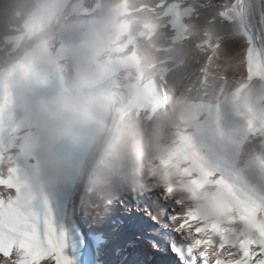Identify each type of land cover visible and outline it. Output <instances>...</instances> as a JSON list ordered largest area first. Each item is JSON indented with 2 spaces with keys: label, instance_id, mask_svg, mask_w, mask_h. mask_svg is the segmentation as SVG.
Instances as JSON below:
<instances>
[{
  "label": "snow or ice",
  "instance_id": "6c2138e0",
  "mask_svg": "<svg viewBox=\"0 0 264 264\" xmlns=\"http://www.w3.org/2000/svg\"><path fill=\"white\" fill-rule=\"evenodd\" d=\"M197 47L208 49L215 56L219 44H213L211 37L207 36ZM252 79L253 76L248 77V81ZM244 87L246 85L241 86L234 94L232 107L236 115L246 119L248 133L264 136V115L253 109L247 97L241 102ZM219 118L217 105L215 120L218 121ZM205 147L206 145L202 144L196 135H188L184 142V154L196 160L200 171L210 172L217 187L240 200L247 197L249 190L256 191L244 182L239 174L222 173L211 156L205 154ZM256 161L264 169V157L258 155ZM191 178H195V173ZM0 195L7 196L3 185H0ZM186 195L190 206L184 213L174 216L173 220L180 221L176 231L186 233V239L190 243L183 248H177L174 244V252L181 256L186 254L191 259V264H197L200 259L207 261L210 258L215 264H264V232L248 235L237 230L232 234L234 238L229 240L222 233L221 226L213 223V214L203 209L202 204L198 203L197 198L191 193ZM64 247V241L57 233L53 220H49L47 226L44 218L39 215L32 220L12 216L0 221V256L5 257V260L11 257L15 250L19 256L18 264H69L63 254Z\"/></svg>",
  "mask_w": 264,
  "mask_h": 264
},
{
  "label": "clouds",
  "instance_id": "9594fccd",
  "mask_svg": "<svg viewBox=\"0 0 264 264\" xmlns=\"http://www.w3.org/2000/svg\"><path fill=\"white\" fill-rule=\"evenodd\" d=\"M50 43L47 34L29 45L21 61L11 67L0 68V93L7 91L10 100L25 110L35 122L33 139L40 145L39 155L47 158L50 138L75 124L83 112L96 113L110 103L98 88H88L78 83L72 74L65 75L58 90H46L48 84ZM89 68L82 69L84 77ZM117 104L120 100L117 99ZM182 105L172 106V111L154 110L149 123L132 117L125 124L140 161L157 155L156 145L162 147L170 139L173 112L178 113Z\"/></svg>",
  "mask_w": 264,
  "mask_h": 264
},
{
  "label": "bare ground",
  "instance_id": "6f19581e",
  "mask_svg": "<svg viewBox=\"0 0 264 264\" xmlns=\"http://www.w3.org/2000/svg\"><path fill=\"white\" fill-rule=\"evenodd\" d=\"M14 4L15 0H0V25L5 22L4 19L7 12L10 13L15 11ZM215 4L221 13L226 14L223 16L222 20L224 29L239 26L245 32V34L237 40L230 38L226 34L212 39L213 44H219V48H217L216 52L221 53L222 55L219 66L222 71L225 72L229 68H239L240 60L238 58L243 48L241 43L245 45L246 35L255 42L259 51H264V10L261 11V7L264 9V0H215ZM186 5L189 6L190 3L187 2ZM163 7H167V4ZM9 21L13 22L11 20ZM1 30H3V26H1ZM256 30H259V34L256 33ZM3 33H5V31L2 32V34ZM175 80L176 78H174L173 83ZM127 142L128 144H131V139H127ZM121 152L122 150L120 148L115 151L116 158L111 160L113 164L112 171L107 173L100 172L96 176L93 184L96 188V192L89 197L88 202L83 209V214L90 216L92 221L104 225H107L112 218H115L116 214L119 216H128L129 222L125 224V227L127 228L125 232H123V224L118 225V223H116L113 226H109L111 229V232L109 233L110 243L105 246L109 263H112L113 260L117 258H119L120 261V256L112 254L109 250L114 245H122V243L126 241L125 238L132 235L130 232L132 229H136L137 235H145L144 238H141L143 242L141 243L139 241V244L134 246L140 256L144 253L142 251L143 247L153 245L156 248H160L159 252L163 257L170 259L168 254L164 252L163 248L164 243L162 240L167 233L163 224H156L157 226L151 229L147 223L143 225L140 222V220L144 219V216L149 217L151 215L154 217L156 216L155 214L162 215L163 210L166 209V205L161 204L158 206L157 202H162L161 200L156 199V197L148 199L146 200L148 203L146 209H142L139 213L135 212L130 215L126 214V209L123 206L119 207L118 205V209H111L106 204L107 199L116 200L117 197H122L130 207L135 208L134 200L136 198L133 196L131 189L134 181L128 176L124 168L120 158ZM124 157L127 158L128 155L125 154ZM101 195L104 196L103 199L100 197ZM151 208L155 214L149 213ZM147 210H149V212ZM141 215L144 216L142 217ZM160 218L162 219L163 216H160ZM147 262L148 264H152L153 261L148 260Z\"/></svg>",
  "mask_w": 264,
  "mask_h": 264
},
{
  "label": "rangeland",
  "instance_id": "374dc122",
  "mask_svg": "<svg viewBox=\"0 0 264 264\" xmlns=\"http://www.w3.org/2000/svg\"><path fill=\"white\" fill-rule=\"evenodd\" d=\"M114 203H115V201H114ZM109 208H114V207H110V206H108ZM98 213V212H97ZM85 216V218H87L88 219V221L90 220V219H92L90 216H87V215H84ZM142 216H144V215H142ZM117 217H124V216H118L117 215ZM117 217H115V218H112L111 219V221L114 219V221H116V222H119V219L117 218ZM140 222L143 224V225H145L146 223L148 224V226L149 227H151V229L152 228H155V226H152V224L150 223V218L149 217H146V216H144V219H142V220H140ZM89 223H90V227H93L94 225H96L93 221H89ZM111 223V222H110ZM120 223H118V225H119ZM127 230V228L125 227V225H124V231L123 232H125ZM131 232V234H132V236H134V244L136 245V244H139V241L142 243L143 241H142V239L141 238H144L145 237V235H137L136 234V229L134 230V229H132V231H130ZM141 234H143V233H141ZM143 250H145L147 253H153L152 251H155L156 249H158V248H156V247H154L153 245L152 246H147V247H143L142 248ZM164 252L166 253V248H164ZM166 254H168V253H166ZM169 256V255H168ZM170 257V259L172 258L171 256H169Z\"/></svg>",
  "mask_w": 264,
  "mask_h": 264
}]
</instances>
